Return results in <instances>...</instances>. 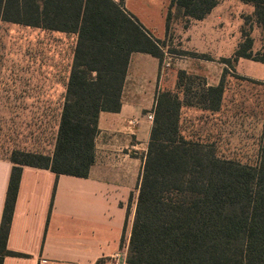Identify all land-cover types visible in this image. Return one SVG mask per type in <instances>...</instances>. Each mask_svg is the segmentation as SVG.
Masks as SVG:
<instances>
[{"label":"trees","instance_id":"1","mask_svg":"<svg viewBox=\"0 0 264 264\" xmlns=\"http://www.w3.org/2000/svg\"><path fill=\"white\" fill-rule=\"evenodd\" d=\"M220 1L171 0L168 29L173 9L201 20ZM241 1L254 6L264 34V0ZM0 18L77 34L53 153L13 149L10 154L14 165L0 224L3 264L7 255H23L8 248L23 166L88 176L100 112L120 110L131 54L150 53L162 67L165 52L172 51L166 49V39L154 37L125 8L124 0H0ZM233 57L264 63V41L255 50L254 38L245 30ZM223 93V80L207 87L203 77L183 69L175 90H160L128 264H264V132L258 162L252 165L221 156L213 143L186 136L181 129L183 106L216 111Z\"/></svg>","mask_w":264,"mask_h":264},{"label":"crops","instance_id":"2","mask_svg":"<svg viewBox=\"0 0 264 264\" xmlns=\"http://www.w3.org/2000/svg\"><path fill=\"white\" fill-rule=\"evenodd\" d=\"M170 2L171 0H124L125 8L154 37L167 40L166 49L170 47L171 38L167 26ZM218 4L205 18L193 20L208 23L207 18L209 19ZM0 23L16 24L62 36L73 34L77 38L75 33L8 22L2 18ZM178 32L181 33L180 29ZM201 36L211 43L214 40L212 27H207ZM230 56L229 54L225 58ZM248 59L261 65L257 64L254 71H245V75L263 80L264 63L260 61L240 57L237 59L238 69L243 64L242 60ZM206 62L207 60L204 65L190 68L181 65L179 68L203 77L207 87L216 86L222 80L224 82L223 73L229 68L228 63L222 61L209 69L210 65ZM178 70L176 72L163 69L160 59L150 53L135 51L131 54L120 110L100 112L99 131L95 139V160L88 176L57 175L50 168L23 166L8 238V248L23 255H7L3 264H128L126 258L129 240L154 122L148 115L154 113L160 90L169 89L166 87V77L170 75L177 85ZM68 81L69 76L64 86L65 93ZM40 84L49 83L42 81ZM55 84L52 82L53 87ZM30 89L33 90L31 82ZM226 92L224 84L219 110L211 111L200 106L183 108H198L221 115L225 113L228 118L225 122L227 126L238 132L233 141L240 144L244 140L240 133L248 128L249 117L245 112H232L230 115L225 111L223 104ZM44 94L53 98L56 94L55 87L46 89ZM254 125V129L257 128L258 124ZM261 131L259 148L264 127ZM54 144L52 151L47 154L53 153ZM13 149L26 148L15 145L1 151L0 224L14 165L10 159Z\"/></svg>","mask_w":264,"mask_h":264},{"label":"rangeland","instance_id":"3","mask_svg":"<svg viewBox=\"0 0 264 264\" xmlns=\"http://www.w3.org/2000/svg\"><path fill=\"white\" fill-rule=\"evenodd\" d=\"M207 20L208 23L184 18L173 9L169 24L172 52L165 53L170 65L163 69L177 72L181 65L190 68L204 65L205 60L211 69L230 54L229 68L223 73L227 89L223 105L230 115L245 112L249 117L248 128L240 133L244 140L238 144L233 141L238 132L227 126L225 113L185 107L181 129L186 136L213 143L225 158L255 165L259 154L258 140L264 127V79L251 78L244 72L254 71L261 63L242 60L238 69L233 51L245 30L253 36L255 50L261 48L264 34L254 16V6L241 0H221ZM207 27H212L214 33L211 43L201 36ZM75 43L73 34L62 36L0 23V154L2 149L15 145L42 153L52 151ZM42 81L49 84L41 85ZM52 82L56 83V94L50 98L44 93L46 89L54 88ZM165 82L167 88L176 89L170 75ZM254 124L259 126L254 129Z\"/></svg>","mask_w":264,"mask_h":264},{"label":"built area","instance_id":"4","mask_svg":"<svg viewBox=\"0 0 264 264\" xmlns=\"http://www.w3.org/2000/svg\"><path fill=\"white\" fill-rule=\"evenodd\" d=\"M166 52H169V51H166ZM165 52V53H166ZM164 59L165 60H163V63H162V67L164 68V67H166V66H169L170 65V63L167 61V59L164 57ZM148 117H149V119H151V120H153L154 119V113H150L149 115H148Z\"/></svg>","mask_w":264,"mask_h":264}]
</instances>
